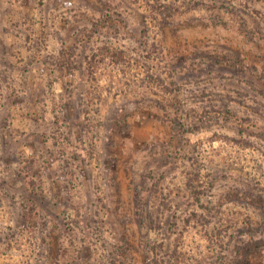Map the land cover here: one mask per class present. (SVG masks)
I'll return each instance as SVG.
<instances>
[{"label": "rangeland", "instance_id": "obj_1", "mask_svg": "<svg viewBox=\"0 0 264 264\" xmlns=\"http://www.w3.org/2000/svg\"><path fill=\"white\" fill-rule=\"evenodd\" d=\"M146 1L59 0L28 41L16 11L41 22L37 0H0V41L11 53L0 55L29 67L10 82L28 96L11 104L0 89V264H51L57 250L53 264H84L85 245L88 264H264V248L244 254L236 240L264 237V32L252 37L239 18L264 29V0H190L160 25ZM85 28L88 52L62 54L49 78L46 53L65 43L70 52ZM105 42L127 47V60L94 55ZM223 103L248 126L250 145L234 142ZM194 173L199 203L188 188ZM30 177L54 195L48 230L21 214Z\"/></svg>", "mask_w": 264, "mask_h": 264}, {"label": "trees", "instance_id": "obj_2", "mask_svg": "<svg viewBox=\"0 0 264 264\" xmlns=\"http://www.w3.org/2000/svg\"><path fill=\"white\" fill-rule=\"evenodd\" d=\"M59 2V0H37V6L39 7V18H41V22L37 21V19H35V16L32 13H21L20 11H16L17 14V18H21L19 20H27V25H28V32L27 34H35L38 30V25L41 23L42 27H46L47 25V21L49 18L46 17V12L48 13L50 10L54 9V3ZM191 1L190 0H147L146 1V6L149 8V13L150 16L153 18V20L160 25L161 23L165 22V19L169 16L171 17L174 14H178L180 12H182L184 10V8H186L187 6H190ZM182 5L186 6L182 9ZM190 8V7H189ZM110 15V14H109ZM108 14L104 13V18H106L107 16L109 17ZM120 20L124 21L125 19L121 16L118 15ZM107 17V18H108ZM47 18V19H46ZM240 18V23L244 26L245 31H247L248 33L251 34L252 37L254 36H260L259 34H262V32H264V29H262V27L260 26L259 21L257 18L253 19L251 22V25L249 24V20L247 19H243L242 17ZM262 20H264V16L262 17ZM43 21V22H42ZM21 22V21H20ZM18 26V20L13 19V21L11 22V26L7 28V30L9 29H13V27ZM6 30V27H5ZM86 32H78V33H74L73 36V44H72V49H70V52H66L65 53V48L66 47V43L65 41H61L60 44L65 43V45H63L62 47H60V50L55 53L54 51H52L51 53H46L45 56V61H46V65L48 66L49 63L51 65V70H49L48 74H49V78H52L53 76H55L56 71L60 68V63L59 61L63 58L62 54L66 57L67 61H70V57H68V55H71L73 57V53L75 54V48H82L84 53H87L88 50L90 49V43L92 40V36L90 35V32L88 31V29H86ZM38 33H41L40 30H38ZM44 33V37L43 39L40 40V44L38 45V47L40 48V46H42L41 50H44L45 48L47 49V46L49 45V39L48 37L45 38L46 32L45 29L43 30ZM115 34V33H114ZM28 41H31L32 38L29 36L26 37ZM72 39V40H73ZM253 41V40H252ZM78 42V43H77ZM74 45V46H73ZM45 46V47H44ZM64 47V48H63ZM35 50L39 49L36 47ZM72 50V51H71ZM7 54H11L10 53V47H8L6 44L2 43V41H0V52H4ZM37 51V52H38ZM125 51H130L127 47L123 46L122 44H114V43H110V42H105L104 46L102 48H100V51H96L94 53V55L98 54L100 55L101 59L104 58H111L113 60H120V61H124L127 60L128 55H126ZM1 54L0 57L3 59H0V63L4 64L3 66H6V72H1L0 73V89L4 92H6V96L7 93L10 96L9 98V103L14 104L17 103L18 101H21L22 98H24L25 96H28L29 92L25 89H17V87H13L10 85L11 80L13 81L14 78L12 77V72L14 69H17L21 72H26V70H28V65L27 66H21L20 63H16L13 62V60L8 56L2 57V55L4 56V54ZM88 60L85 57V60L87 62L86 66L88 69L94 68V62L91 61L89 59V57L87 56ZM34 56L32 57V59H27V64L32 63V61H34ZM219 59H212L210 61H208L207 64L209 65H214V69L221 72L222 70L227 72L226 70H228V65H226V63H223L221 61H217ZM36 61V60H35ZM81 63H79V65H81ZM21 66V67H20ZM83 68V67H82ZM236 68V66L234 67V69ZM18 71V72H19ZM224 73V72H223ZM233 74H239V72L233 73ZM235 76V75H234ZM2 80H6V83L9 84L10 87H8L6 85V89H2L5 88V85L2 84ZM50 85V86H49ZM48 86L50 87V89L52 88V82L50 83V79H49V83ZM21 91V92H19ZM51 93H54V90H51ZM41 99H37L36 102H39ZM4 103V102H3ZM4 105V104H3ZM2 106V105H0ZM68 106V105H67ZM42 113L40 112L39 116H37L38 119L40 120H44L43 116H40ZM67 115L68 112L66 113ZM207 114V112H206ZM221 116L224 117L223 120L226 121H230L233 123V125L238 127V135H236L237 139H234L236 141L234 142H244V145L248 146L250 145V141L248 139V136L250 135L251 131H249V128L247 125H244L243 123V119L240 117H235L233 115V113L229 110V108L226 106L225 103H223V109H222V114H220ZM215 118L216 116H212V114H207V116H204V118L210 119V118ZM249 131V132H248ZM246 132V133H245ZM248 135V136H247ZM247 136V137H244ZM234 138V137H233ZM23 168V167H22ZM25 169V168H23ZM23 171V170H22ZM21 170L19 169L18 173H20ZM25 172V171H24ZM27 172V176L28 174H30L28 171ZM25 174V173H24ZM36 175H39V173H35ZM198 174L194 173L190 179L188 180V188L190 189L191 194L194 196V199L197 203H199L201 201V197L198 194V181H196ZM25 180V179H24ZM41 180V179H38ZM28 184H30V187L28 186L29 189V193H30V198L27 200V207H25V204L21 205V214L22 216L25 218L26 222L29 224L34 223L35 221L39 219H41V224L43 225V229L42 230H48V226L49 224L52 222L51 218H55L56 216L58 217L57 214H55L53 212V210L51 209L50 206L54 207L55 203L53 202V198L54 195H51V191L50 193L48 192L47 194L43 191L42 188V183L41 181H39V183H36V181L33 180L32 177H30V179L28 180ZM220 200V199H219ZM60 202H62L63 200L60 199ZM67 202V201H66ZM221 202V200H220ZM19 203V202H18ZM16 204V202H14V205ZM203 203H201L200 205H202ZM20 205V203H19ZM50 205V206H49ZM68 206H70V203H67ZM76 208H80L81 205L78 203H76ZM147 217L149 219L150 214H147ZM50 218V219H48ZM151 219V217H150ZM82 219H77L76 223L81 224ZM87 223V221H86ZM243 224V232H245L249 237H254V231L251 228L250 223L246 222V223H242ZM247 225V226H246ZM240 225H234V228L239 227ZM240 239V240H239ZM236 240H239L242 242L241 248H242V252H244V254L248 253L251 250H256V249H262L264 248V237H257V238H251L248 239L246 241L241 240L240 237H237ZM59 242V241H58ZM62 243H60V248L62 247L65 248L63 245H61ZM160 246V245H159ZM87 245L84 246L83 250L84 253L82 256V259L84 260V264H88L87 260L89 261L91 259L90 257V253L87 250ZM54 245L52 246V249H54ZM58 250L55 251V253H51L49 254L50 257V262L51 264L56 263V255H58ZM51 256L53 257V259L51 258ZM75 261H77L75 264H80L79 260L80 258L78 256L74 257ZM146 264H172L171 260L169 258L165 259V261L160 262L158 259H149L147 257V259L145 260Z\"/></svg>", "mask_w": 264, "mask_h": 264}]
</instances>
